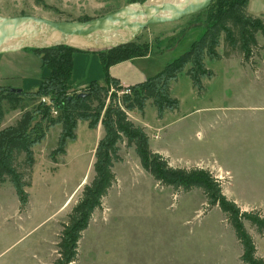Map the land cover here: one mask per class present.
<instances>
[{
	"label": "rangeland",
	"instance_id": "1",
	"mask_svg": "<svg viewBox=\"0 0 264 264\" xmlns=\"http://www.w3.org/2000/svg\"><path fill=\"white\" fill-rule=\"evenodd\" d=\"M132 1L143 0H0V15L85 20ZM246 11L264 19V0H248ZM207 12L203 9L175 22L148 25L132 42L149 47L150 68L163 69L198 37ZM255 36L258 47L249 61H244L241 52L230 48L221 37L217 49L223 56L205 59L214 76L202 79L204 90L200 94L181 72L171 83V96L178 99L179 107L164 111L162 120L163 115L156 117L150 101L143 114L133 109L128 116L135 124L145 126L153 147L172 156L170 165L192 167L200 161L198 166L210 169L221 181L225 175L209 162L216 159L231 166L239 180L243 173L247 176L249 187L243 198L264 202V112L251 107L264 106V35L257 32ZM29 53L26 58L11 55L8 65L0 63V86L27 90L40 79L45 68L37 55ZM75 56L73 71L78 78L102 70L92 54L77 52ZM6 71L12 77L8 82L1 81ZM42 97L50 103L49 96ZM41 98L23 103V108L34 114V131L38 134L44 125L37 108ZM2 106L0 128L12 124L21 112L19 108L10 109L7 102ZM53 110L51 115L57 116L59 112ZM59 131V124L51 125L34 145L30 171L22 157L17 161L18 169L31 181L25 188L29 193L25 212H18L11 183L0 184V264H51L57 257L61 223L93 176V153L102 126L89 129L85 121H80L76 140L68 141L65 153L52 160L49 153ZM119 146L121 161L113 166L115 183L101 208L92 213L72 264H245L240 260L241 245L224 214L217 206L207 209L201 189L175 192L169 186L158 185L141 167L133 147H125L124 142ZM244 225L264 255V239L248 222Z\"/></svg>",
	"mask_w": 264,
	"mask_h": 264
},
{
	"label": "trees",
	"instance_id": "2",
	"mask_svg": "<svg viewBox=\"0 0 264 264\" xmlns=\"http://www.w3.org/2000/svg\"><path fill=\"white\" fill-rule=\"evenodd\" d=\"M247 3L248 0H212L205 8L208 10L205 24L190 47L166 63L156 74L128 86H123L119 79L110 76L108 68L134 57L151 55L147 45L129 42L95 52L102 65L105 83L90 80L83 90L70 93L68 81L73 68V53L88 51L66 44L24 49L39 57L41 67L48 70V74L42 77L34 92L21 89L18 93L12 91L10 86H0V121L4 115L3 102H7L10 109L19 108L21 111L12 124L0 128V184L6 181L11 183L18 200V212L26 211L29 193L25 188L30 186L31 181L26 180V173L18 169L17 161L22 157L27 171L31 170L34 164L33 147L42 140L51 125H60L56 145L49 153L52 160L65 153L68 141L76 140L78 121H86L89 129L99 124L103 129V135L94 148L93 176L83 185L77 202L61 223L56 243L57 257L51 264H72L76 261L82 232L115 183L113 166L121 161L119 144L123 142L125 147H133L141 167L158 185L169 186L175 192L201 189L207 209L217 206L231 226L241 245L240 260L245 264H264V257L257 255L254 236L244 225V221L248 222L258 235L263 236L262 209L242 210L223 194L221 181L207 168L170 165L165 156L151 148L144 127L135 124L128 116L133 109L143 114L147 101L155 106L157 118H161L166 110L177 109L179 101L171 96L170 84L183 71L200 94L204 90L202 79L214 76L206 66L205 59H221L223 56L217 49L221 37L230 48L241 52L244 61H249L258 47L256 33L264 35V19L247 13ZM42 96H49L50 103L38 102L37 108L41 110V120L44 122L41 134H38L34 131V114L31 109L23 108V103L26 99L38 100ZM53 109L59 112L57 116L51 115Z\"/></svg>",
	"mask_w": 264,
	"mask_h": 264
},
{
	"label": "water",
	"instance_id": "3",
	"mask_svg": "<svg viewBox=\"0 0 264 264\" xmlns=\"http://www.w3.org/2000/svg\"><path fill=\"white\" fill-rule=\"evenodd\" d=\"M211 2L145 0L87 20L58 21L34 15H0V54L59 44L83 51L108 50L132 42L148 25L175 22L205 9Z\"/></svg>",
	"mask_w": 264,
	"mask_h": 264
},
{
	"label": "crops",
	"instance_id": "4",
	"mask_svg": "<svg viewBox=\"0 0 264 264\" xmlns=\"http://www.w3.org/2000/svg\"><path fill=\"white\" fill-rule=\"evenodd\" d=\"M23 51L24 50H19V51H13V52H8V53L1 54L0 55V63L2 62L4 64L8 65L11 62V57H12L11 55H15V54L22 55L23 58H26L27 54L29 52H23ZM77 52H82V51H77ZM77 52H74L73 56H72V58H73V67H74L75 59L77 57V56H75V54ZM84 53L92 54L93 56H91V57H92V59H94L95 63H97L98 65L102 66L101 62H100V59H99V56H98L97 53H94L92 51H88V52H84ZM5 55H8V56H5ZM148 57H149L148 55L147 56H142V57H134V58H131L129 60L113 64V65L109 66L108 73H109L110 76L119 79V81L121 82V84L123 86H128V85H132V84L138 83V82L146 79L147 77H150V76L156 74L157 72H159L161 70V69H155L154 70L153 69L154 67L150 68L149 62L147 61ZM42 71H43V73L41 74L40 79H36L35 84L32 87H30L29 89L25 90V91L34 92L38 88L39 83L41 81V78L48 74V70L43 69ZM89 71L90 70L88 69L87 73H89ZM4 73L5 74L7 73V75L5 76L3 74L4 76L2 75L1 81H7L8 82V79L12 78V77L10 76V73L8 71H6ZM96 74L97 75L88 74L84 78H78L76 76V73L73 71V68H72L71 76H70V79L68 81V86L70 87V90L73 91V92H79V91H81L82 89H84L88 85L90 80H96L99 84H104L105 83V79H104V75H103V69L102 70L100 69L99 72L97 71ZM170 94H171V84H170ZM147 102H149V101H147ZM251 107H252V109H261L259 111H263L264 112V106L263 107L251 106ZM129 113H130V111L128 112V115H129ZM163 118H164V114H163V117L160 120H162ZM79 122L80 121H78V124H79ZM78 124H77V126H78ZM97 127H101V125H98ZM142 127H144V129L146 131L145 126H142ZM146 133H147V131H146ZM101 135H103V132H102ZM148 136H149V134H148ZM198 136H200V133L198 134ZM149 144H150V146H151V148L153 150H155V151L159 152L160 154H162L163 156H165L169 160V163L171 162V160H173L172 156L167 151H164L163 149H160V148L153 147V144H152V141L150 139V136H149ZM199 162L200 161L194 163L192 166L202 167V166H198ZM209 162H212L211 163V165H212L211 167L213 169H215L216 171H220L221 174L225 175V178L223 180H221V186H222L223 193L228 198H230L235 203H237V205L241 209L256 207V208H261L262 211H264V202H261V201H249L245 197L244 198L242 197L243 196L242 194L247 193V189L249 187L248 183L245 182L246 179H247V176L244 175V173L242 174V176H240L241 180H239V177L237 176L236 172H234V170H233V168L231 166L229 167L226 164L220 163L216 159H213V161H209ZM236 177H237V180H236ZM262 238L264 239V235L261 236V239ZM255 243H256V248H257V255L261 256V257H264V255H261L259 253L257 241H255Z\"/></svg>",
	"mask_w": 264,
	"mask_h": 264
},
{
	"label": "built area",
	"instance_id": "5",
	"mask_svg": "<svg viewBox=\"0 0 264 264\" xmlns=\"http://www.w3.org/2000/svg\"><path fill=\"white\" fill-rule=\"evenodd\" d=\"M41 99H42V101H47V99H46V98H44V97H42ZM53 112H54V113H56V111H55V110H53Z\"/></svg>",
	"mask_w": 264,
	"mask_h": 264
}]
</instances>
